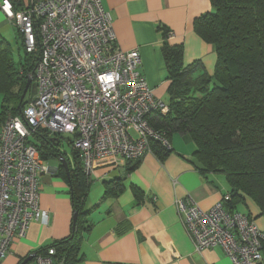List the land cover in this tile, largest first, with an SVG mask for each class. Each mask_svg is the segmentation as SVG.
I'll list each match as a JSON object with an SVG mask.
<instances>
[{
	"label": "built area",
	"instance_id": "built-area-1",
	"mask_svg": "<svg viewBox=\"0 0 264 264\" xmlns=\"http://www.w3.org/2000/svg\"><path fill=\"white\" fill-rule=\"evenodd\" d=\"M0 8L15 21L26 51L40 41L33 95L0 128L1 263L30 222L48 221L38 188L47 166L27 141L32 131L72 137L87 176L99 159H137L152 151L153 141L167 150L172 146L166 131L150 123L153 114L168 112V104L141 74L139 51L117 46L101 0H34L23 9L3 0ZM230 198L225 193L206 210L190 197L176 199L175 206L195 250L221 247L232 264H264V229L250 215L227 209ZM54 254L53 247L36 253V264H60Z\"/></svg>",
	"mask_w": 264,
	"mask_h": 264
},
{
	"label": "crops",
	"instance_id": "crops-1",
	"mask_svg": "<svg viewBox=\"0 0 264 264\" xmlns=\"http://www.w3.org/2000/svg\"><path fill=\"white\" fill-rule=\"evenodd\" d=\"M9 1L13 9H23L34 0ZM101 3L110 14L117 46L139 51V70L155 96L165 103L169 80L162 53L164 43L182 45L183 66L197 62L208 74L213 73V46L193 28L196 17L213 10L211 0ZM20 40L22 34L15 21L0 8V42H7L11 49ZM168 138L172 150L162 161L152 151L146 152L128 173V160L107 157L96 161L88 176L83 203L88 227L81 232L76 264H232L221 247L195 250L175 206L176 199L190 197L202 209L210 208L229 192L224 176L213 172L204 175L197 170L195 145L187 134L173 132ZM61 150L73 168L70 149L61 146ZM43 162L47 171L39 175V203L47 211L48 221L30 222L24 236L12 240L0 264H36V253L71 233V182L58 158ZM118 187L122 189L116 193ZM242 197L235 210L249 214L264 229V216L258 205L249 196Z\"/></svg>",
	"mask_w": 264,
	"mask_h": 264
},
{
	"label": "trees",
	"instance_id": "trees-1",
	"mask_svg": "<svg viewBox=\"0 0 264 264\" xmlns=\"http://www.w3.org/2000/svg\"><path fill=\"white\" fill-rule=\"evenodd\" d=\"M211 3L213 10L196 17L193 28L213 46L216 54L213 73L208 74L197 62L183 66L182 45L164 43L169 110L166 114H153L150 123L164 129L168 137L173 132L189 136L195 145L197 170L204 175L213 172L224 176L231 197L225 203L227 209L235 210V204L242 202L244 194L255 201L264 216V0H211ZM21 41L25 56L18 64L8 43L0 42V126L7 114H20L33 95L40 41L37 37L32 52L26 51L23 38ZM28 78L31 82L26 95L29 94L20 100ZM56 137L52 139L48 130L39 128L32 131L27 141L43 159L59 160L61 155L68 164L72 230L50 247L55 250V261L76 264L81 232L88 227L83 203L89 178L82 170L72 140L67 139L66 143L73 157V168L61 150L63 135ZM151 147L161 161L172 150L156 141ZM139 161L140 158L128 160L126 172L135 169ZM262 250L264 254V246Z\"/></svg>",
	"mask_w": 264,
	"mask_h": 264
},
{
	"label": "rangeland",
	"instance_id": "rangeland-1",
	"mask_svg": "<svg viewBox=\"0 0 264 264\" xmlns=\"http://www.w3.org/2000/svg\"><path fill=\"white\" fill-rule=\"evenodd\" d=\"M12 57H13V60L15 61L16 64H18V62L25 56V52H24V49H23V45H22V41H18V43H15L13 46H12ZM232 71V65L230 66V73ZM29 93H27L26 97L28 96ZM166 99V98H165ZM1 100H2V94L0 93V103H1ZM68 137L67 134H63V138L61 140V146L62 147H67V149H69V146L67 145L66 143V140L65 138Z\"/></svg>",
	"mask_w": 264,
	"mask_h": 264
},
{
	"label": "water",
	"instance_id": "water-1",
	"mask_svg": "<svg viewBox=\"0 0 264 264\" xmlns=\"http://www.w3.org/2000/svg\"><path fill=\"white\" fill-rule=\"evenodd\" d=\"M30 82H31V79L30 78H28V80H27V82H26V84H25V86H24V89H23V91H22V93H21V96H20V100H22L23 98H24V96H25V94H26V92H27V88H28V85L30 84ZM33 88V87H32ZM51 138L52 139H57V137L56 136H51ZM59 139V138H58ZM59 161H60V163H61V165L64 167V169H65V171H66V173H67V175L69 174V168H68V164H67V162H66V160L63 158V156H59ZM75 216V215H74ZM74 218V217H73ZM21 264H23V263H21Z\"/></svg>",
	"mask_w": 264,
	"mask_h": 264
},
{
	"label": "bare ground",
	"instance_id": "bare-ground-1",
	"mask_svg": "<svg viewBox=\"0 0 264 264\" xmlns=\"http://www.w3.org/2000/svg\"><path fill=\"white\" fill-rule=\"evenodd\" d=\"M104 10H105V9H104ZM28 87H29V86H28ZM27 90H28V88H27ZM3 123H4V121L2 122V124H1L0 128L2 127ZM30 134H31V133H30Z\"/></svg>",
	"mask_w": 264,
	"mask_h": 264
}]
</instances>
